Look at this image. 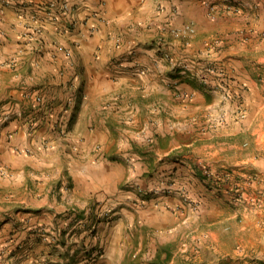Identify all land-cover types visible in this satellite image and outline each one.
<instances>
[{
	"label": "rangeland",
	"instance_id": "rangeland-1",
	"mask_svg": "<svg viewBox=\"0 0 264 264\" xmlns=\"http://www.w3.org/2000/svg\"><path fill=\"white\" fill-rule=\"evenodd\" d=\"M199 7L213 21L249 10L260 16V31L253 20L201 29L183 23L178 4L169 2L160 32L147 43L152 54L146 61L139 46L110 60L114 79L133 76L111 97L85 94L90 76L73 47L63 49L71 77L63 94L52 93L56 87L46 79L21 97L17 91L26 85L3 76L0 107L10 108L0 111V143L11 144L17 156H31L63 141L80 157L91 151L97 161H113L119 181L107 191L112 197H104L75 191L64 173L57 176L50 194L72 202L52 227L33 222L35 211L24 206L29 192L11 184L0 164V264L33 257L32 264H56L68 254V241L80 236L81 247L65 264H264V0H201ZM52 8L68 15L74 4L45 3L47 13ZM42 29L34 28L27 44L39 43ZM6 62L17 65L15 58L0 65ZM45 86L49 92L36 91ZM90 103L91 110L83 109ZM14 104L19 107L13 110ZM21 129L27 144H12ZM79 158L70 157L77 168ZM54 166L47 169L57 172ZM47 190L35 192L41 198ZM116 220L119 231L110 230ZM41 241L44 250L35 245Z\"/></svg>",
	"mask_w": 264,
	"mask_h": 264
},
{
	"label": "crops",
	"instance_id": "crops-1",
	"mask_svg": "<svg viewBox=\"0 0 264 264\" xmlns=\"http://www.w3.org/2000/svg\"><path fill=\"white\" fill-rule=\"evenodd\" d=\"M49 1L52 0H0V49L2 47L5 49L0 51V61H11L15 58V64H17L14 68L7 62L6 65H0V86L5 83L3 76L6 73L13 75L14 80L27 86V88L22 86L17 91L21 97L32 93V85L33 87L44 86L40 83L41 80L45 83L49 81L52 88L56 87L54 92L51 91L52 93L60 90L63 94L68 88L67 80L69 82L71 79L67 72L70 64L64 56L63 49L72 47L76 58L85 69L86 75L90 76L89 83L84 90L85 94H94V97H98L100 100L113 96L114 89L119 88L125 80H129L133 76L123 74L124 78L120 79L119 77L115 80L114 67L110 60L122 53L123 50L139 46L141 59L146 61L152 54V51L146 49L149 48L147 43L157 34V31L160 32L164 15L170 10L169 2L178 4L177 15L182 14L183 23H197L201 29L224 21H230L231 24L233 23L232 25H237L253 20L256 24L255 28H257L256 34L260 31V16H255L256 13L253 15L251 11L247 10L240 16H220L213 21L205 15L206 12L201 13L203 10L199 7L201 0H70L74 4V8L73 13H68V15H63L60 13V9L56 11L55 8H52L54 11L51 13H47L45 3ZM160 4L166 6L167 9L160 10ZM196 13L197 15L201 13V18L195 20ZM258 13L260 15V11ZM135 16L141 18L134 21L132 19ZM262 23H264V18H262ZM38 26H43V32L40 35L42 39L39 43L34 40L32 44H27L34 28ZM35 46L41 47L40 53H36ZM20 68H23V71ZM54 76L56 80L52 78ZM46 79L48 81H45ZM39 89L36 91L46 89V92H49L46 86ZM94 97L88 96V100L90 98L92 101ZM91 106L92 103L84 104L83 109L89 111ZM18 107L14 104L11 108L14 110ZM9 108L8 104H3L0 111L9 110ZM80 127L81 121L78 123L76 131H79ZM23 131L21 129L18 132L17 140H13L12 144L19 146L27 144V137ZM59 142L61 145H58V141L55 142V149L35 150L31 156H17L11 152V144L4 140L0 143V164L5 166L12 175L11 184L17 182L19 186L29 192L28 198L24 199V206L30 208V211H35V213L31 212L34 213L33 222H42L52 225V227L55 220L58 222L60 217L64 216L63 211L67 209L68 203L72 202V198H66V201L61 203L56 194H50L52 184L57 176L60 177L64 173L62 179L67 178L72 181L76 187L75 191L82 187L86 191H98L96 193H100L98 195L104 197L106 195L112 197V194L108 192L114 190L119 181L117 167L113 161L104 158V160L100 158L97 161L95 156H91V151L80 157L72 149V146L64 145L63 141ZM73 155L77 158L80 157L79 168L73 166V160H70V157L73 159ZM54 164V169L57 172L47 169ZM41 169L44 171L40 173ZM39 174L42 176L40 177ZM0 184H4V181L1 180ZM41 186L48 187V193L39 198L40 196L35 190ZM96 193L94 195L98 196ZM85 195L88 197L87 193ZM78 204L86 205L87 202ZM27 215L25 214L23 217H27ZM23 229L20 234L25 238L27 231H23ZM119 229L120 225L116 220L114 227L110 230L119 231ZM101 233L102 236H105L108 231L107 229L101 230ZM81 240H83L81 236L79 239L72 238L64 250H67L66 252L70 255L75 254L82 245ZM36 244L40 249H45L42 241ZM69 247L71 251H69ZM34 249H37V246H34ZM67 255H63L62 258L58 257L56 264H65ZM78 259L79 256L73 258L75 262ZM24 260L25 264L28 262L32 264L35 257L24 258Z\"/></svg>",
	"mask_w": 264,
	"mask_h": 264
},
{
	"label": "built area",
	"instance_id": "built-area-1",
	"mask_svg": "<svg viewBox=\"0 0 264 264\" xmlns=\"http://www.w3.org/2000/svg\"><path fill=\"white\" fill-rule=\"evenodd\" d=\"M68 4H69V1H68V3H66V5L68 6Z\"/></svg>",
	"mask_w": 264,
	"mask_h": 264
}]
</instances>
